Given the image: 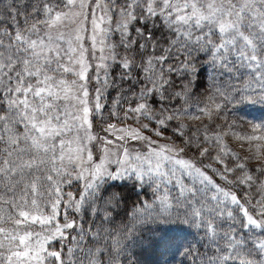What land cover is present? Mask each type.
Listing matches in <instances>:
<instances>
[{
	"label": "snow or ice",
	"instance_id": "1",
	"mask_svg": "<svg viewBox=\"0 0 264 264\" xmlns=\"http://www.w3.org/2000/svg\"><path fill=\"white\" fill-rule=\"evenodd\" d=\"M0 264H264V0H0Z\"/></svg>",
	"mask_w": 264,
	"mask_h": 264
}]
</instances>
